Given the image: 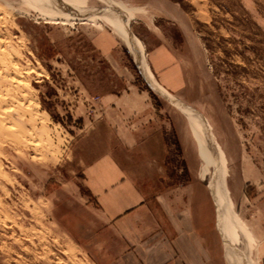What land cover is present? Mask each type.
<instances>
[{"label": "rangeland", "instance_id": "374dc122", "mask_svg": "<svg viewBox=\"0 0 264 264\" xmlns=\"http://www.w3.org/2000/svg\"><path fill=\"white\" fill-rule=\"evenodd\" d=\"M57 1L0 0V264H264V0ZM82 9L111 18L67 13ZM155 50L168 70L152 69ZM136 65L201 115L209 160ZM107 154L156 176L149 189L171 196L181 223L192 211L205 247L129 254L84 184Z\"/></svg>", "mask_w": 264, "mask_h": 264}, {"label": "crops", "instance_id": "0c3cea01", "mask_svg": "<svg viewBox=\"0 0 264 264\" xmlns=\"http://www.w3.org/2000/svg\"><path fill=\"white\" fill-rule=\"evenodd\" d=\"M169 55L167 50H155L150 54L155 73L161 69L168 70L166 61L171 57ZM167 73L176 74L178 80L176 71ZM164 76L163 73L160 77ZM145 171L147 173L145 166L126 163L112 154L103 155L86 166L84 184L111 236L121 239L124 246H129V254L138 255L141 260L168 259L165 246L168 243L173 245L174 239L186 254L197 250V247L204 248L206 235L196 233L200 227L195 226L192 211H185L184 223L174 219L177 214H182V210H174L171 196L167 193H154L149 189V182L158 179L146 176ZM164 198L166 208L162 205ZM192 236L196 242L192 241ZM176 251L179 252L178 248Z\"/></svg>", "mask_w": 264, "mask_h": 264}, {"label": "water", "instance_id": "95a60500", "mask_svg": "<svg viewBox=\"0 0 264 264\" xmlns=\"http://www.w3.org/2000/svg\"><path fill=\"white\" fill-rule=\"evenodd\" d=\"M113 9H116V8H113ZM113 13H116L117 14V11L116 10H112L110 9ZM117 10H119L117 8ZM69 15L71 16H75L77 18H80V19H86V18H89V17H92V16H106V17H109V14L107 12V9H82V10H78V11H75V12H67ZM122 26L123 28L125 29V32L127 33L128 35V38H129V41L132 43L134 49H136L135 47V44L133 42L134 38L133 36L131 35L130 31H129V27L127 25V23L124 21V20H119L118 21ZM137 50V49H136ZM133 51V50H132ZM134 53V51H133ZM136 68L139 72V74L141 75L142 79L145 81V84L147 85V87L154 93L156 94L157 96L161 97L162 99H164L166 102H169L175 106H177L181 111H184V112H189L190 114H192L193 116L195 117H198V118H201V115L195 111L193 108L185 105L184 103H182L181 101L177 100V99H174L172 97H170L169 95H166L165 97L160 94L158 91H156L152 85L149 83V80L147 77H145L144 73H142V71H140L136 65Z\"/></svg>", "mask_w": 264, "mask_h": 264}, {"label": "bare ground", "instance_id": "6f19581e", "mask_svg": "<svg viewBox=\"0 0 264 264\" xmlns=\"http://www.w3.org/2000/svg\"><path fill=\"white\" fill-rule=\"evenodd\" d=\"M57 1V0H56ZM58 2V1H57ZM60 6V5H59ZM61 6L63 7V8H65V7H67V6H65V5H63V4H61ZM117 15L120 17V18H123V15L121 14V13H119V12H117ZM115 18V17H114ZM116 18H117V16H116ZM119 19V18H118ZM118 29V28H117ZM119 32H120V30H118ZM121 33V32H120ZM121 38L122 39H124V35H121ZM130 48H132V49H134L133 48V45H130ZM131 49V50H132ZM141 64V63H140ZM152 85V84H151ZM159 91H161V89L160 88H158L157 86H155ZM162 92V91H161ZM165 97V96H164ZM184 113V112H183ZM185 114L187 115L186 117H188V119H189V122H190V124H191V133H192V137H193V139L196 141V143H197V147H198V153H199V156L202 158V160L204 161H207V160H209V154H208V152H207V150H206V147L204 146V144H203V142H202V140H201V138H200V135H199V133L197 132V130H196V128L194 127L195 126V123L197 124V120H199V119H201V118H199L198 119V117H195V116H193L192 114H190L189 112H185ZM196 120H194V119ZM189 124V123H188ZM203 128V127H202ZM199 129V128H198ZM208 137V136H207ZM210 139V138H209ZM208 142H209V140H208ZM207 146V145H206ZM211 158V157H210ZM215 164V163H214ZM212 167V166H211ZM206 171V170H205ZM213 172V171H212ZM201 174V173H200ZM208 174V173H207ZM211 176V175H210ZM214 176H215V174H213V179H214ZM211 180V179H210ZM213 181V180H212ZM207 182V181H206ZM211 184V183H210ZM214 185H215V183H214ZM223 190V189H222ZM220 191V190H219ZM224 192V191H223ZM216 193V192H215ZM223 195V194H222ZM220 201V200H219ZM216 208H217V212H218V214H220V217H221V219L218 221V224H217V228L219 229V231L222 233L221 234V236H224V238H225V235H224V231H225V228H224V221H223V213H222V211H221V207H220V204H219V202H218V200H217V196H216ZM219 217V216H218ZM225 246H226V248H227V250H229V255H231L232 257L233 256H235V253L237 252L238 253V251H235L234 252V250H232V246H231V244L227 241V238H225ZM236 250V249H235ZM236 253V255H238L239 257H240V253H238L237 254ZM229 258V257H228Z\"/></svg>", "mask_w": 264, "mask_h": 264}]
</instances>
